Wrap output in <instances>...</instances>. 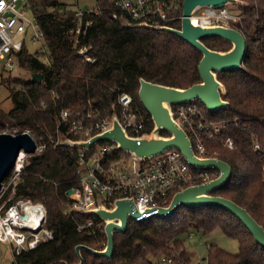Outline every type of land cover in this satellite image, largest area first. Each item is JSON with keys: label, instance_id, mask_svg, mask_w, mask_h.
<instances>
[{"label": "trees", "instance_id": "obj_1", "mask_svg": "<svg viewBox=\"0 0 264 264\" xmlns=\"http://www.w3.org/2000/svg\"><path fill=\"white\" fill-rule=\"evenodd\" d=\"M29 1L44 30L43 44L34 52L26 44L18 55L19 66L31 76H3L12 105L9 110L0 105V132L8 123H15L20 127L17 132L30 130L39 144L46 142L41 150L27 154L18 194L46 205L47 223L55 238L18 255L13 264H79L76 246L83 243L101 249L107 235L102 228L79 232L81 222L99 217L70 211L66 191L76 185L77 148L53 146L58 133L67 134L64 124L58 127L60 111L93 107L102 115L120 114L118 96L126 91L133 96L140 115L149 119L150 130L154 122L139 98L140 79L188 88L201 81L198 66L203 54L173 32L132 26L125 22L127 17L115 18L118 8L110 0H96L99 12L81 17L77 0ZM166 1L171 4V15L183 13V0ZM235 5L246 18L245 26L238 24L247 36L244 68L218 73L226 86L222 97L230 102L228 106L211 112L202 103L209 117L226 123L220 138L207 142L206 156L224 159L233 167L230 182L213 193L243 205L264 226V0H242ZM88 20L91 22L86 25ZM166 24L181 27L179 17ZM203 40L219 51L232 47L222 37L205 36ZM162 133L169 135L166 130ZM227 138L232 139V147L224 142ZM193 228L207 234L220 229L238 241V253L209 244V264H264V246L237 216L217 206H181L169 218L131 221L126 232H115L111 258L82 249L83 264H149L152 254L176 256L179 252L181 260L189 263L185 235Z\"/></svg>", "mask_w": 264, "mask_h": 264}, {"label": "built area", "instance_id": "obj_2", "mask_svg": "<svg viewBox=\"0 0 264 264\" xmlns=\"http://www.w3.org/2000/svg\"><path fill=\"white\" fill-rule=\"evenodd\" d=\"M110 2L118 8L114 13L115 18L127 17L126 20L134 23L166 24L170 19L178 17L181 22L183 16V13L180 16L171 15V4L166 0ZM92 11L99 12L97 4L96 9L79 7L78 15L81 17ZM192 17L202 25L224 24L238 28L239 23L242 26L246 24L245 16L235 4L218 7L202 5L193 12ZM90 22L88 20L85 24L89 25ZM81 30L82 26H79L77 31ZM43 35L44 30L36 20L29 0H0V64L4 69L11 71L19 66V53L30 41L41 42ZM87 58L93 60L92 57ZM118 103L122 106L118 120L130 136L142 139V134L151 130L147 129L149 119L140 115L129 92L119 94ZM172 112L178 124L191 138L196 154L207 157V142L219 139L226 123L209 117L197 98L173 104ZM112 114L102 115L93 107L76 111L66 107L60 111L58 127L64 124L67 134L58 133L53 146L69 145L77 148L76 185L70 187L73 189L72 193H68L70 188L66 191L71 202L70 211L87 213L86 210L101 204L111 208L115 206L117 198L123 197L131 199V211L137 213L135 216L128 215L129 223L160 218L158 215L163 208L171 205L178 190L191 184L206 182L220 174L216 168L200 169L190 166L184 153L177 148L166 149L154 157L141 158L128 149H118L117 142L113 140L98 141L89 148L60 142L61 135L74 140H89L96 133L108 131L114 121ZM224 142L229 147L233 146L231 138ZM45 145L46 142L39 144L37 141L36 151ZM255 147H259V144L256 143ZM18 155L11 175L4 179L0 190V241L10 245L15 261L18 255L55 238L53 228L47 223L46 205L18 194V185L22 181L28 157L23 148ZM91 214L99 218H88L81 222L78 231L102 228L105 232L106 221L96 213ZM103 244L105 247L107 240ZM181 254L182 252L175 254L176 256L163 254L153 258L149 264H192L191 261L185 263L181 260ZM204 264H209L207 259Z\"/></svg>", "mask_w": 264, "mask_h": 264}, {"label": "water", "instance_id": "obj_3", "mask_svg": "<svg viewBox=\"0 0 264 264\" xmlns=\"http://www.w3.org/2000/svg\"><path fill=\"white\" fill-rule=\"evenodd\" d=\"M242 0H183V16L181 27L167 24H150L147 22L134 23L130 20L125 22L132 26H144L148 28H159L167 32H173L179 37L189 41L202 54L199 63L201 81L190 85L188 88L178 86H168L158 82H152L145 78L140 79L139 98L151 114L154 126L150 131L144 132L142 139L130 136L124 129L118 114L114 112L113 125L108 131L96 133L91 139H71L61 135L60 142L73 146L91 147L98 141L113 140L117 142V148L136 153L141 158H150L163 153L169 148L181 150L189 161L190 166L200 169L217 168L220 174L203 183L191 184L182 190H178L171 205L163 208L158 216L162 218L172 217L181 206L188 208L200 206H217L225 208L240 221L253 234L256 242L264 246V226L254 218L246 207L237 203L229 197L216 195L213 192L228 184L233 176V167L226 160L217 157H201L196 154L192 146L191 138L185 130L178 124L173 116L172 106L176 103L189 102L192 99H199L207 106L211 112H219L222 107L228 106L229 101L222 97L226 91V86L218 79V73L225 70H236L244 68L243 61L247 49V36L237 27L224 24H200L192 17L193 12L202 5H212L214 7L228 4L240 3ZM205 36L222 37L229 41L232 47L228 50H215L210 48L203 40ZM33 76L36 74L33 73ZM38 80L42 75L37 76ZM166 130L169 135H164ZM28 154L37 149V140L30 132H0V190L6 176L10 174L19 156L21 149ZM70 188L68 193H72ZM114 207L107 208L103 204L98 207L88 209L87 213H96L105 221V233L107 244L104 248L93 249L86 244L80 243L76 250L80 255V263H84L82 249H87L94 254H99L111 258L114 253L115 232H126L129 227V216L132 213L131 199L123 197L117 198ZM165 212V213H164Z\"/></svg>", "mask_w": 264, "mask_h": 264}, {"label": "rangeland", "instance_id": "obj_4", "mask_svg": "<svg viewBox=\"0 0 264 264\" xmlns=\"http://www.w3.org/2000/svg\"><path fill=\"white\" fill-rule=\"evenodd\" d=\"M77 1H78L77 2L78 8L91 7L96 9V0H77ZM42 44L43 42L30 41L28 45L30 46V50L34 52L35 50H37V48H40ZM3 76L4 77L18 76L22 78H27L31 76V73L25 68H22L21 66H16L14 69L10 71L7 68L4 69L2 64H0V105L5 110H9L11 108L10 106L12 105V101L9 98L10 87L7 82L3 81ZM16 85L19 87V84ZM19 129L20 127L17 124L8 123V128L5 131L10 133L13 132L16 133L17 130ZM26 132H30V130ZM32 135L34 134L32 133ZM185 239H186L187 250H189L188 252L191 253L190 261L192 264H204V262L207 259L209 244L212 243L217 244L218 246H221L224 249L226 248L232 253H238L240 249V246L238 245V241L234 238H231L220 229H215L214 231L209 232V234H207L203 230H198L193 228V230H191L190 233L185 235ZM152 255H153L152 259L158 258L157 256H154V254ZM13 262H14V254L13 252H11L10 245L0 241V264H13Z\"/></svg>", "mask_w": 264, "mask_h": 264}, {"label": "bare ground", "instance_id": "obj_5", "mask_svg": "<svg viewBox=\"0 0 264 264\" xmlns=\"http://www.w3.org/2000/svg\"><path fill=\"white\" fill-rule=\"evenodd\" d=\"M194 19V18H193ZM195 20V19H194ZM196 21V20H195Z\"/></svg>", "mask_w": 264, "mask_h": 264}, {"label": "crops", "instance_id": "obj_6", "mask_svg": "<svg viewBox=\"0 0 264 264\" xmlns=\"http://www.w3.org/2000/svg\"><path fill=\"white\" fill-rule=\"evenodd\" d=\"M189 251V250H188ZM190 255H191V253H190Z\"/></svg>", "mask_w": 264, "mask_h": 264}]
</instances>
